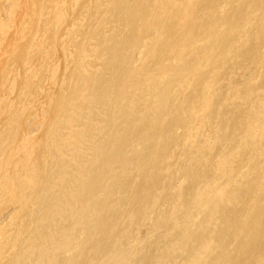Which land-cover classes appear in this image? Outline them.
I'll return each mask as SVG.
<instances>
[{
	"label": "bare ground",
	"instance_id": "1",
	"mask_svg": "<svg viewBox=\"0 0 264 264\" xmlns=\"http://www.w3.org/2000/svg\"><path fill=\"white\" fill-rule=\"evenodd\" d=\"M38 1L60 70L0 90V264H264V0Z\"/></svg>",
	"mask_w": 264,
	"mask_h": 264
},
{
	"label": "rangeland",
	"instance_id": "2",
	"mask_svg": "<svg viewBox=\"0 0 264 264\" xmlns=\"http://www.w3.org/2000/svg\"><path fill=\"white\" fill-rule=\"evenodd\" d=\"M4 1L5 0H0V6L3 7V11L7 9L6 10L7 13L1 11V9H0V22H1L0 23V30H1V32H0V90L4 89V87H6V84H7V87H8V85H10L9 86V87H11L10 90L12 89L13 86L14 87H17V86L20 87V85L24 86V82L22 83V81H24V78H23L24 77V73H23L24 71L23 70H26L27 63H29V65L33 64V66L30 67L29 73H32V76H33V74L39 75L38 79H40L41 84L38 83V84H36L37 86L32 87V88H34L33 93L35 95H38L39 93H42V91H44V89L46 87H48L49 84H51L53 77L57 73H59L60 69L57 68V64L59 65L60 61H58L59 57L57 55V53H58L57 49L61 50L62 47H59V45L57 46V44L55 42H52V41L47 42V44L44 46L45 48L50 46V45H52L56 48L54 51H53L54 47L52 48V53H51L50 59H48L47 52L44 54L43 53L37 54L38 58L45 59V65H44L45 70L41 73L42 75L39 74L40 73V71H39L40 66L38 65L37 67H34L35 62L33 59L35 57V54L33 53V51L36 50L37 47L40 45H37L36 40H34V42H31V40L28 39L29 42H24V20L28 21V23H29L27 28H29L32 24H34L31 22H33L37 17L35 12L36 11L38 12V10H40V3H38L39 2L38 0H16V2H15V0L14 1L6 0L5 2L11 1V3H8V2L5 3V4L9 5V6H7L3 3ZM18 1H19V3H18ZM63 1H65V0H46V3H45L46 6L44 5V7H46L48 10L54 9V11L58 9L61 12L63 11L62 14L63 13L66 14V10H67L68 6ZM12 3L14 5H12ZM6 7H8V8H6ZM10 8H12V9H10ZM10 10H12V11H10ZM3 13L7 14L6 19H4ZM11 16L13 18H11ZM3 19L6 20V22L3 21ZM2 22L3 23L5 22V24H4V27L6 26L5 28L3 27ZM10 23H11V25H10ZM12 23H13V25H12ZM64 23L65 22H63V24ZM7 24H9V25H7ZM59 24L61 25V27L63 26V24H61V23H59ZM4 37H5V39H4ZM29 43H31V44H29ZM27 47H28V49H27ZM30 53H32V54H30ZM49 61H51V62H49ZM62 64L64 67V62ZM55 65H56V67L53 68V66H55ZM52 69L55 70L54 74L52 72L53 71ZM31 70H32V72H30ZM13 74L16 76L14 77ZM14 78H15V80H14ZM43 78H46V79L44 80ZM21 79H23V80H21ZM9 81H12V82H9ZM14 82L16 85L14 84ZM17 83H19V85H17ZM3 84L5 85L4 87H3ZM43 86H44V88H43ZM12 94L15 95L14 93H12ZM39 110L40 109H38V111H36V113L39 112Z\"/></svg>",
	"mask_w": 264,
	"mask_h": 264
}]
</instances>
